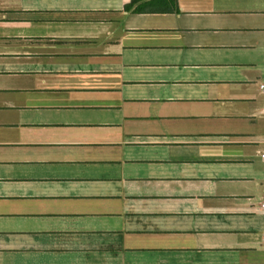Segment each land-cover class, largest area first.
<instances>
[{"label":"crops","instance_id":"crops-1","mask_svg":"<svg viewBox=\"0 0 264 264\" xmlns=\"http://www.w3.org/2000/svg\"><path fill=\"white\" fill-rule=\"evenodd\" d=\"M264 0H0V264H264Z\"/></svg>","mask_w":264,"mask_h":264},{"label":"built area","instance_id":"built-area-1","mask_svg":"<svg viewBox=\"0 0 264 264\" xmlns=\"http://www.w3.org/2000/svg\"><path fill=\"white\" fill-rule=\"evenodd\" d=\"M261 89L264 92V86H261ZM262 112L264 113V108H263V111ZM262 161L264 162V156H262ZM261 207H262V210L264 211V202L262 203V206Z\"/></svg>","mask_w":264,"mask_h":264}]
</instances>
